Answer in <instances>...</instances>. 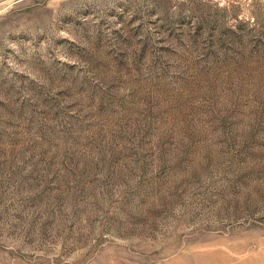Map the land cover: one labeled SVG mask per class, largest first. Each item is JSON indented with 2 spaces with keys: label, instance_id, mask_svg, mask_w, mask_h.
Masks as SVG:
<instances>
[{
  "label": "rangeland",
  "instance_id": "rangeland-1",
  "mask_svg": "<svg viewBox=\"0 0 264 264\" xmlns=\"http://www.w3.org/2000/svg\"><path fill=\"white\" fill-rule=\"evenodd\" d=\"M0 264H264V0H0Z\"/></svg>",
  "mask_w": 264,
  "mask_h": 264
}]
</instances>
